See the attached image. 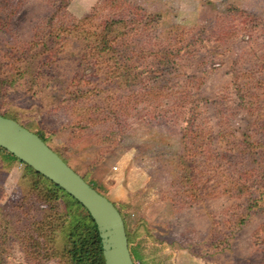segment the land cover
<instances>
[{
	"label": "rangeland",
	"instance_id": "obj_1",
	"mask_svg": "<svg viewBox=\"0 0 264 264\" xmlns=\"http://www.w3.org/2000/svg\"><path fill=\"white\" fill-rule=\"evenodd\" d=\"M0 115L127 228L156 220L177 256L264 264V0H0ZM59 194L0 150V264H65L60 230L48 258L37 235Z\"/></svg>",
	"mask_w": 264,
	"mask_h": 264
},
{
	"label": "water",
	"instance_id": "obj_2",
	"mask_svg": "<svg viewBox=\"0 0 264 264\" xmlns=\"http://www.w3.org/2000/svg\"><path fill=\"white\" fill-rule=\"evenodd\" d=\"M0 149L62 190L86 211L96 228L103 264H133L118 211L34 133L0 116Z\"/></svg>",
	"mask_w": 264,
	"mask_h": 264
},
{
	"label": "trees",
	"instance_id": "obj_3",
	"mask_svg": "<svg viewBox=\"0 0 264 264\" xmlns=\"http://www.w3.org/2000/svg\"><path fill=\"white\" fill-rule=\"evenodd\" d=\"M97 40L99 42L100 41L105 42L103 38H100V39L97 38L95 41ZM160 54L164 55L162 58H165L168 56L167 52H163ZM165 69L166 68L162 70V68L161 69L159 68L157 70L158 74L162 75L163 72L166 71ZM151 93H152V90L150 88H148L147 92L145 90V94H147L148 96ZM36 136L48 148H50L53 151V149L48 145L47 141H45L39 135H36ZM261 147L263 146L261 145ZM262 150H263V156H264V147ZM53 152L65 164H67L66 161L63 160L60 155H58L55 151ZM7 155H9L11 159L16 160L10 154L7 153ZM26 169L30 173L42 178L41 176L34 173L30 168L26 167ZM80 178L86 184H88L81 175H80ZM44 180L47 181L46 179ZM48 183L60 193L59 194L60 200H61L60 206H62V209L61 208L58 209L59 215L57 217L55 216L56 214H52V211H51V214L45 218V221H46L45 224H42L41 227L37 230L38 238L41 239L43 243L42 245L44 247L45 256L48 258L49 256H52L51 253H54L51 248L49 251V248L47 246L49 245L50 247L49 243L53 241L55 234L58 233L56 231L60 230V233L64 235L65 242H66V245L62 249V251L55 256V258H58L60 262L61 260H64L65 264H103L101 250H100V243H99V238L97 236L96 228L93 222L91 221V219L89 218L88 214L86 213V211L83 208H81V206L77 202H75L72 198H70L62 190L56 188L50 182ZM90 187L93 188L92 186ZM109 202L118 211V213L120 214L122 218L123 224H124L123 216L121 215V212L119 211V209L115 207L112 201H109ZM151 221L158 224L156 220H151ZM153 222L151 223L150 220H145V219L137 220L130 225V228H127L126 225L124 224V230H125V235L127 238L128 249L130 245L134 242V240L139 237L144 236L147 239H150L151 241L156 240V239H153L152 237L153 236L152 227L154 226ZM168 243L170 246H172V242H168Z\"/></svg>",
	"mask_w": 264,
	"mask_h": 264
},
{
	"label": "crops",
	"instance_id": "obj_4",
	"mask_svg": "<svg viewBox=\"0 0 264 264\" xmlns=\"http://www.w3.org/2000/svg\"><path fill=\"white\" fill-rule=\"evenodd\" d=\"M153 239H156L155 241H151L150 239H147L146 237H139L137 239L134 240V242L130 245L129 247V254L131 256L132 262L133 264H214L211 262H207V261H202L201 259H199L198 257L195 256H182L181 254H179L180 256H177L176 252H174V249L172 246L169 245V243L167 241H163V238L158 236V235H154L153 234ZM142 240V241H141ZM143 241H146L148 245H150L151 247L155 246L158 247L159 245L165 247L166 251H168L169 253L174 255L172 256L171 259H164V258H160L159 260L155 259L153 257V255H155L154 251H152L148 254H144V250H142L141 248H139L140 244L143 243ZM131 246L134 247V249H131ZM139 248V249H138ZM187 254L189 252H186ZM152 254V255H151Z\"/></svg>",
	"mask_w": 264,
	"mask_h": 264
}]
</instances>
